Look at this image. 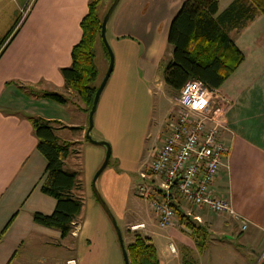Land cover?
I'll return each instance as SVG.
<instances>
[{"label":"crops","instance_id":"obj_1","mask_svg":"<svg viewBox=\"0 0 264 264\" xmlns=\"http://www.w3.org/2000/svg\"><path fill=\"white\" fill-rule=\"evenodd\" d=\"M183 1L119 0L109 16L106 38L114 62L90 135L108 142L110 157L95 186L117 221L155 246L159 264H259L264 260V15L259 12L244 23L225 22L244 59L216 88L225 101L219 140L227 151L213 188L247 219V228L242 230L227 213L192 205L177 194V200L171 199L177 220L169 227L158 225L155 212L153 220L138 213L146 201L136 192L140 173L168 134V121L155 133L152 119L165 99L169 114L176 97L164 82V72L172 58L170 22ZM232 1L218 0L217 14ZM9 2L14 13L23 15L0 48V264H23L26 259L16 247L24 233L48 246L71 238L78 251L76 264H122L116 233L92 190L106 146L86 138L87 105L61 73L71 64V49L81 38L80 22L90 0H0V11ZM98 54L106 72L109 57L102 41H96L95 59ZM46 92L65 101L46 97ZM31 117L50 121L58 138L70 143L64 168L77 172L78 188L72 192L82 207L64 237L33 219L36 211L51 213L55 199L38 185L46 160L36 147ZM150 178L157 186L158 179ZM56 238L60 244L51 240Z\"/></svg>","mask_w":264,"mask_h":264},{"label":"trees","instance_id":"obj_2","mask_svg":"<svg viewBox=\"0 0 264 264\" xmlns=\"http://www.w3.org/2000/svg\"><path fill=\"white\" fill-rule=\"evenodd\" d=\"M101 2L90 0L88 12L80 22L81 38L71 49V64L61 69L66 85L78 94L88 111L98 87L94 85L98 76L95 44L102 41L100 28L103 16L98 13ZM217 11L218 0H184L172 18L167 34L172 58L166 65L164 82L175 93L192 79L199 80L209 89L222 85L244 59L225 22L232 26L251 20L257 12L264 15V0H233L224 12L217 14ZM19 21L20 16L0 40L1 50L15 33ZM104 50L108 55L105 46ZM44 96L58 102L65 101L55 92H46ZM30 122L38 139L36 147L46 160L38 185L43 193L55 199L51 213L36 211L33 219L43 226L58 229L60 236L64 237L72 231V222L82 207L81 198L72 192L78 188L77 172L64 168L70 143L58 138L50 121L31 117ZM137 238L132 244L125 245L129 264H159L155 246L147 237L137 235Z\"/></svg>","mask_w":264,"mask_h":264},{"label":"built area","instance_id":"obj_3","mask_svg":"<svg viewBox=\"0 0 264 264\" xmlns=\"http://www.w3.org/2000/svg\"><path fill=\"white\" fill-rule=\"evenodd\" d=\"M215 91L197 79L187 80L180 87L173 103L175 112L167 123L168 134L150 165L140 173L145 182L138 184L136 191L150 199L160 227H169L175 221L171 193L192 205L229 214L242 230L248 226L247 219L234 211L230 200L216 196L213 188L227 151L219 140L225 125L220 108L212 105ZM150 177L158 179L157 186L146 183Z\"/></svg>","mask_w":264,"mask_h":264},{"label":"rangeland","instance_id":"obj_4","mask_svg":"<svg viewBox=\"0 0 264 264\" xmlns=\"http://www.w3.org/2000/svg\"><path fill=\"white\" fill-rule=\"evenodd\" d=\"M102 1L103 2H101V4L98 6V13L100 16L104 15L106 8L109 5V2L111 0H102ZM13 5H14L13 2H9V3H7L6 7L2 11H0V40L7 33V31L11 27V25L14 23L15 19L19 16L22 17V15H23V12L21 11L19 13L18 10H16V13H14L15 11H13L14 9H12ZM95 60H96L95 63H97L98 70H99L98 76H97L96 80L94 81V85H97L99 83V81H101L102 74L105 73L104 70L106 69V67L101 65V60H100L99 54L97 55ZM215 92L218 93L217 90ZM167 94L168 93L166 92V96H168V95L171 96L170 94H168V95ZM173 95L177 96V93H174ZM219 96L220 95H216V97L212 98V105L219 107L220 112H222V115H223V113H224V102L225 101ZM169 106H170V104L168 102V99H165V100H162V102L156 108L155 116L152 119L153 124L157 125V129L154 128L155 129L154 132L156 131L155 133H157V130H160L163 128L164 120L169 122L170 118L173 117V113L175 112V110L173 109V101H171V107H170V109H171L170 113L172 115H170V113L169 114L166 113ZM41 107L44 108V105H41ZM45 108H47V106H45ZM165 130H166V126H165ZM149 180H151V178H148L146 180V183H149L150 182ZM143 182H145V181L140 178L139 183H143ZM140 197L146 199V201L143 202L145 204H143L140 207V209L138 210V213L142 214V218H145V219L148 218L150 220V217L152 218L153 213H154V210L149 206L150 199L145 198L143 196H140ZM169 199L170 200L171 199L177 200V197H175V193H171L169 196ZM152 220H153V218H152ZM110 225H111V223H110ZM118 225L122 230L125 245L132 244L134 241H136V239H138L137 235H139V233H137V231H132L130 229H127L126 227L124 228L122 226L121 221H118ZM73 226H75V225H73ZM4 229H6V227H4L2 230H4ZM72 229H73V227H72ZM112 230H113V233L115 235L113 227H112ZM115 237H116V235H115ZM38 240H39L38 236L33 238L31 235L27 236V233H24L22 239L19 240V243H18L16 248L18 249L17 253H19V254L21 253L22 259L23 258L26 259V260L22 261L23 264H76V262L77 263L79 262L78 261V251L75 250L74 245L72 243L73 240L71 238H70V240L68 238V240H66L65 242L61 241L60 246H56V244H51L49 246L43 245V244L39 245ZM51 240L52 241L56 240L55 242L60 244V240L57 238L51 239ZM116 241H117V237H116ZM122 264H123V262H122Z\"/></svg>","mask_w":264,"mask_h":264},{"label":"water","instance_id":"obj_5","mask_svg":"<svg viewBox=\"0 0 264 264\" xmlns=\"http://www.w3.org/2000/svg\"><path fill=\"white\" fill-rule=\"evenodd\" d=\"M119 0H112L109 5L107 6V9L102 17V21H101V28H100V35H101V40L104 44V46L107 49L108 55H109V62H108V66H107V70L102 78V80L100 81L94 95L92 98V104L91 107L88 111V126L86 129V138L92 142V143H98V144H102L106 146V152H105V156L104 159L101 163V165L98 167V169L95 171L94 175H93V179H92V190L93 193L95 195V198L97 199L98 203L100 204V206L102 207V209L104 210V212L106 213V215L108 216L114 231L116 233L117 239H118V243L121 249V253H122V257H123V262L124 264H129V260H128V255H127V250L125 247V242H124V236L122 234V230L118 225V221L115 218V216L113 215V213L111 212L110 208L108 207V205L106 204V202L104 201L103 197L101 196V194L99 193V191L97 190L96 186H95V181L98 177V175L100 174V172L105 168V166L108 163L109 157H110V147L107 141L105 140H95L91 137L90 135V131L92 129V125H93V113L94 110L96 108V104L99 98V95L112 71V67H113V62H114V57H113V52L112 49L110 47V44L107 41L106 38V24L107 21L109 19V16L111 15L113 9L115 8L116 4L118 3ZM259 264H264V260L261 261Z\"/></svg>","mask_w":264,"mask_h":264}]
</instances>
